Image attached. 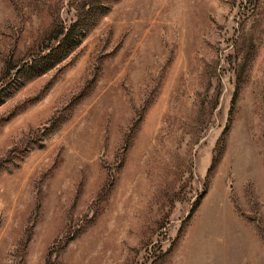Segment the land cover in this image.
<instances>
[{"label":"rangeland","instance_id":"obj_1","mask_svg":"<svg viewBox=\"0 0 264 264\" xmlns=\"http://www.w3.org/2000/svg\"><path fill=\"white\" fill-rule=\"evenodd\" d=\"M0 264H264V0H0Z\"/></svg>","mask_w":264,"mask_h":264}]
</instances>
